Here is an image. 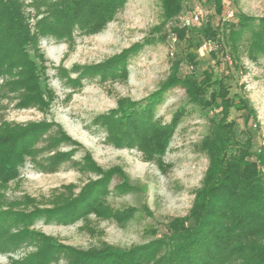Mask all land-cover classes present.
Instances as JSON below:
<instances>
[{"label":"rangeland","instance_id":"obj_1","mask_svg":"<svg viewBox=\"0 0 264 264\" xmlns=\"http://www.w3.org/2000/svg\"><path fill=\"white\" fill-rule=\"evenodd\" d=\"M183 8L190 27L186 39L174 44L172 29L184 27L162 23L160 0H127L94 35L73 30L69 38L40 37L29 53L43 80L42 98L35 101L19 86L2 87L0 77V142L23 149L9 171L0 153V264H66L72 251L145 246L187 215L208 164L199 148L208 122L183 89L169 90L157 104L161 124L185 110L159 160H145L136 148H115L101 125V116L115 111L119 101L144 102L156 92L174 60L182 59V75L189 73L187 54L195 57L197 75L207 68L223 75L230 96L244 98L254 110L259 128L251 129L253 144L264 148V56L250 62L242 42L240 64L231 65L221 35L218 45L203 48L201 29L220 19L213 6L184 0ZM225 11L264 17V0H223ZM25 12L34 16L30 7ZM35 21L29 20L31 31ZM135 46L125 79L102 80L90 70ZM240 115L230 112L236 131L244 128ZM93 189L97 206L59 221L65 205Z\"/></svg>","mask_w":264,"mask_h":264},{"label":"trees","instance_id":"obj_2","mask_svg":"<svg viewBox=\"0 0 264 264\" xmlns=\"http://www.w3.org/2000/svg\"><path fill=\"white\" fill-rule=\"evenodd\" d=\"M183 1L160 0L162 23L173 21L180 25L177 18L184 14ZM204 1L213 6L220 19L215 27L206 24L201 29L203 44L218 45L221 35L222 46L230 51L233 66L240 64L242 42L250 62L264 56V17L235 15L232 11V17L227 19L228 11L222 14L223 0ZM126 3L127 0H0L2 87L19 86L28 95L27 100L42 98L39 93L43 91V80L29 56L38 39L69 38L73 30L94 35ZM27 7L34 12L31 18L25 12ZM30 19L36 20L33 31ZM189 27L172 29L176 41L186 39ZM245 33L247 37L243 39ZM137 49L138 46L125 50L90 70L102 80L125 79L128 61ZM210 54L215 58L214 53ZM185 59L189 73L182 75V59L174 60L169 76L156 92L144 102L119 101L115 111L101 116V125L115 148H136L145 160H159L185 110L177 109L168 123L161 124L155 119L157 104L169 90L183 89L188 103L208 122V133L199 147L208 164L187 215L169 222L159 239L148 245L129 250L105 245L97 251H72L66 264H264V148L253 144L251 129L259 128L255 112L244 98L230 96L223 75L216 77L211 68L197 75L195 57L187 54ZM231 111L241 113L244 128L240 131L229 119ZM21 150L9 141L0 142L1 159L8 163V171ZM94 190L65 205L57 214L59 221L72 220L76 214L97 206Z\"/></svg>","mask_w":264,"mask_h":264},{"label":"built area","instance_id":"obj_3","mask_svg":"<svg viewBox=\"0 0 264 264\" xmlns=\"http://www.w3.org/2000/svg\"><path fill=\"white\" fill-rule=\"evenodd\" d=\"M232 15H233V12H232V11H228L227 14H226V18L229 19V18L232 17ZM193 20H194V21H197V16H196V15L193 17ZM177 21H178V23H180V25L183 26V27H189V26H190V20H189V18H187V17L184 16V15L179 16V17L177 18ZM170 37H171V38H170V42H171V44L176 43V37H175L173 34H172ZM207 45H208V44H204V45H203V48H206Z\"/></svg>","mask_w":264,"mask_h":264}]
</instances>
